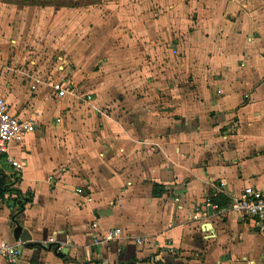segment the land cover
Here are the masks:
<instances>
[{"label": "crops", "instance_id": "obj_1", "mask_svg": "<svg viewBox=\"0 0 264 264\" xmlns=\"http://www.w3.org/2000/svg\"><path fill=\"white\" fill-rule=\"evenodd\" d=\"M105 6L79 47L40 17L0 28V96L36 123L8 148L19 171L0 153V184L15 186L0 240L19 244L17 264H264V230L226 210L244 186L264 189V0ZM59 76L62 98L47 84ZM111 227L123 237L93 242Z\"/></svg>", "mask_w": 264, "mask_h": 264}, {"label": "built area", "instance_id": "obj_2", "mask_svg": "<svg viewBox=\"0 0 264 264\" xmlns=\"http://www.w3.org/2000/svg\"><path fill=\"white\" fill-rule=\"evenodd\" d=\"M43 83L39 78H34L29 88L36 90ZM48 86L56 95L62 98L72 91L71 82L64 76L50 80ZM85 100H91L90 95L85 96ZM36 123L32 119H21L9 110V106L2 96H0V153L4 154L5 161L15 171L21 169V163L14 159L8 153V148L12 143L19 142L29 133L34 132ZM80 192V188L76 190ZM216 210L225 209L218 205L212 206ZM221 210V211H222ZM227 211L234 212L240 220L246 219L253 223V226L259 231L264 230V189H260L251 185L244 186L236 195H232L231 202L226 207ZM225 210H223L224 212ZM96 223H91L90 228L94 230ZM123 237V233L118 227L107 228L104 231L93 235L94 243H110L115 242ZM140 242V239H136ZM0 257L6 264H17L20 257L19 244H11L7 241L0 240Z\"/></svg>", "mask_w": 264, "mask_h": 264}, {"label": "rangeland", "instance_id": "obj_3", "mask_svg": "<svg viewBox=\"0 0 264 264\" xmlns=\"http://www.w3.org/2000/svg\"><path fill=\"white\" fill-rule=\"evenodd\" d=\"M32 2L26 0H0V8H10L8 15H4L2 11H0V28L4 24H8V26H13L14 30L20 33L24 30L26 33L29 31L30 23H35V19L38 20L41 18V23L43 26H46L47 30L50 28L56 29L58 33L61 34L59 40L60 42H65V47H70L73 44L75 47H79L82 41V30L81 26H83V22L85 23L89 16L97 15L99 12H107L108 8L107 1L109 0H31ZM112 1V0H111ZM31 17V18H29ZM38 17V18H37ZM38 23V22H37ZM12 27V28H13ZM73 30V36H67V33ZM10 39H12L10 37ZM9 40V39H8ZM21 42H23V52L24 50L34 52V46L28 40L22 38ZM9 44H13L9 41ZM25 51V52H26ZM36 54V53H35ZM34 55V53L32 54ZM37 55V54H36ZM51 57H59L61 60L65 59L67 64H72L70 56L67 55L64 49H55L52 51ZM58 58V59H59ZM57 59V60H58ZM8 63L12 66L10 68L9 75L11 78H19L16 76V72L13 70H19L20 63L12 64V61H8ZM18 67V68H17ZM12 69V70H11ZM16 70V71H17ZM3 74L0 71V76ZM7 74V73H6ZM18 75V74H17ZM21 79V78H19ZM8 83L9 80H6ZM8 86V85H7ZM8 90L10 88L8 87ZM14 172V171H13ZM11 175V174H10ZM16 179L18 176L16 172L13 174ZM4 176H7L4 170L0 167V179H5ZM7 179V178H6ZM8 187H7V186ZM0 188L15 190V186L13 184H9L6 181V184L0 185ZM7 197H9L10 193H7Z\"/></svg>", "mask_w": 264, "mask_h": 264}, {"label": "trees", "instance_id": "obj_4", "mask_svg": "<svg viewBox=\"0 0 264 264\" xmlns=\"http://www.w3.org/2000/svg\"><path fill=\"white\" fill-rule=\"evenodd\" d=\"M26 1L32 2L31 0H26ZM5 191H6V189L0 188V196H2L5 193ZM218 206H220V205H218Z\"/></svg>", "mask_w": 264, "mask_h": 264}, {"label": "water", "instance_id": "obj_5", "mask_svg": "<svg viewBox=\"0 0 264 264\" xmlns=\"http://www.w3.org/2000/svg\"><path fill=\"white\" fill-rule=\"evenodd\" d=\"M18 231H19V229H16V234L18 233ZM15 236H16V235H15ZM22 238H25V237L22 236Z\"/></svg>", "mask_w": 264, "mask_h": 264}]
</instances>
